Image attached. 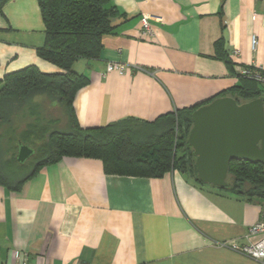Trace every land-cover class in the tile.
<instances>
[{
    "label": "crops",
    "instance_id": "crops-1",
    "mask_svg": "<svg viewBox=\"0 0 264 264\" xmlns=\"http://www.w3.org/2000/svg\"><path fill=\"white\" fill-rule=\"evenodd\" d=\"M110 5L121 15L116 34L102 40L97 60L76 64L89 79L73 100L83 129L152 123L202 104L239 85L227 61L264 70V0ZM142 15L151 20L148 38ZM43 43L37 1L7 0L0 80L28 66L59 73L36 55ZM109 63L124 74H106ZM258 222L264 225V199L200 187L177 170L160 178L111 175L98 159L63 157L16 191L0 185V264H260L230 247L257 241L246 233Z\"/></svg>",
    "mask_w": 264,
    "mask_h": 264
},
{
    "label": "trees",
    "instance_id": "trees-1",
    "mask_svg": "<svg viewBox=\"0 0 264 264\" xmlns=\"http://www.w3.org/2000/svg\"><path fill=\"white\" fill-rule=\"evenodd\" d=\"M6 1L0 0V14ZM36 1L44 25V43L36 55L60 72L46 74L28 66L0 80V185L16 191L42 167L75 157L98 159L111 175L160 178L177 170L206 187L196 178L195 158L187 144L192 112L219 97L264 101L262 86L237 75L234 64L227 61L239 85L202 104L160 116L152 123L126 119L83 129L76 121L73 100L89 79L77 72L76 64L99 58L102 40L116 34L121 15L110 0ZM49 106L62 109L68 130L53 129L52 120L40 123V108ZM18 142L34 150L31 162L17 163ZM5 154L10 157L6 159ZM226 182L224 189H216L246 199H264L263 164L232 161Z\"/></svg>",
    "mask_w": 264,
    "mask_h": 264
},
{
    "label": "water",
    "instance_id": "water-1",
    "mask_svg": "<svg viewBox=\"0 0 264 264\" xmlns=\"http://www.w3.org/2000/svg\"><path fill=\"white\" fill-rule=\"evenodd\" d=\"M190 119L187 144L201 184L224 189L232 161L264 165L262 98L240 103L219 97L192 112ZM17 147L15 159L20 165L34 155L28 145L18 142Z\"/></svg>",
    "mask_w": 264,
    "mask_h": 264
},
{
    "label": "built area",
    "instance_id": "built-area-1",
    "mask_svg": "<svg viewBox=\"0 0 264 264\" xmlns=\"http://www.w3.org/2000/svg\"><path fill=\"white\" fill-rule=\"evenodd\" d=\"M150 18L142 15L140 18L141 25V36L148 38L152 36V29L150 26ZM256 39L252 37L251 47L255 48ZM234 55L238 54L237 50L233 51ZM237 75H240L246 79L252 80L260 84L264 88V70L260 67L248 66V67H236L234 68ZM116 72L119 75L124 74V68L117 63H109L106 65L105 73ZM248 238L260 236V238L253 242L242 246H237L236 244H230L232 250L246 256L252 260L258 261L260 264H264V225L262 222H258L250 227L246 233Z\"/></svg>",
    "mask_w": 264,
    "mask_h": 264
},
{
    "label": "rangeland",
    "instance_id": "rangeland-1",
    "mask_svg": "<svg viewBox=\"0 0 264 264\" xmlns=\"http://www.w3.org/2000/svg\"><path fill=\"white\" fill-rule=\"evenodd\" d=\"M242 103V102H240ZM40 123L43 124L44 120H52L53 121V129L56 130H61V131H66L68 130V126L66 125V119H65V115L63 114V111L61 108L59 107H51L49 106L48 109H46L45 107L40 108ZM23 127V126H22ZM32 147H36L35 145H33ZM15 154V152L12 153V155ZM3 155V154H2ZM5 158L7 159L8 157H10L8 154H5ZM33 159V156L30 157L26 162H31Z\"/></svg>",
    "mask_w": 264,
    "mask_h": 264
}]
</instances>
